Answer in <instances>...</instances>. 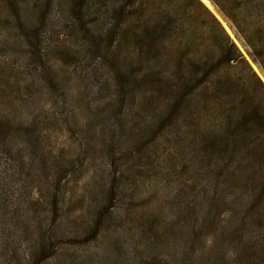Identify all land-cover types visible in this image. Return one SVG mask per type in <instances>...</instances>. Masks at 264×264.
Returning a JSON list of instances; mask_svg holds the SVG:
<instances>
[{
    "label": "rangeland",
    "instance_id": "rangeland-1",
    "mask_svg": "<svg viewBox=\"0 0 264 264\" xmlns=\"http://www.w3.org/2000/svg\"><path fill=\"white\" fill-rule=\"evenodd\" d=\"M200 1L246 61L220 66L232 92L176 64L180 45L202 59L217 47L209 15H177L186 36L154 60L121 44L135 59L121 64L68 31L72 15L49 16L37 53L0 0V213L13 228L0 234V264H21L10 261L15 247L28 264H264V164L225 151L210 170L205 150L195 157L205 138L228 136L224 107L257 92L264 112V70L229 17ZM148 72L166 75L156 85L172 93L156 91ZM182 88L194 91L175 106Z\"/></svg>",
    "mask_w": 264,
    "mask_h": 264
},
{
    "label": "trees",
    "instance_id": "trees-1",
    "mask_svg": "<svg viewBox=\"0 0 264 264\" xmlns=\"http://www.w3.org/2000/svg\"><path fill=\"white\" fill-rule=\"evenodd\" d=\"M3 1L10 7H13L15 11L13 20L9 23L10 27L14 29L18 28L23 37L29 41V45L34 46L37 53H41L42 51L41 37L44 32L43 24L50 15H72L74 21L72 24L66 26L68 31H74L75 27L77 33L89 48L112 53L116 59L120 56L121 61L119 62L121 64H133L132 62L135 60L134 58L128 59L124 55L121 56V52L119 51L121 44L122 47L128 45L136 46L142 52L144 60H154L162 54V49L166 48L167 39L171 41L179 34L186 36V34L179 32L180 26L177 15H209L211 22L218 30L217 47L208 51L207 55L202 59L197 53L183 51V45L181 48L180 45L176 50V64L181 66L184 63L192 67V71L196 75L195 79L197 77V82L210 81L216 88L221 90L227 88V92H232L231 89L232 87L234 88L233 85L235 84L232 79H228L224 74L221 77L220 66L222 64L246 62L234 42L200 0ZM212 1L229 17L234 24L237 34L242 37L250 48L252 57L264 70V0H233L230 4L227 0ZM26 8L28 11L24 10ZM16 9L18 10L17 12ZM25 12L27 15H24ZM34 15H39V18L37 19ZM182 35L179 36V44L184 41ZM8 42L11 43V41ZM199 65L202 67L201 70L198 69ZM201 71L203 72L202 75L200 77L197 76V73ZM252 75L255 76L254 73ZM143 76L150 84H155V90L159 93H172V85L163 84V88L164 85L167 88V90L164 89L165 91L160 90L158 85H156L159 82L164 83L166 75H162L160 72H148ZM169 76H172V72ZM192 76L193 74H190V76L182 74L180 77L188 82ZM213 80L218 83H213ZM256 80L258 86L264 92L263 84L258 78ZM252 87H256V85ZM193 91V89L188 91L182 88L180 90L181 94H179L177 100L175 99L174 105L178 106L183 102H189L190 93ZM256 94L257 92H253L251 97L243 96L229 107H224V116L221 122L226 123L224 126L222 124L220 126L223 132H228L227 137L209 138V140L204 137L207 144L199 146L197 149L194 148L197 152L195 153V157L198 156L199 150L206 151L208 157L207 165L210 170L213 169L211 164L215 163L216 156L223 154L225 151L234 152L233 154H235V151H240V156H243L245 160L264 164V112L259 105H254L251 100ZM214 101L218 103L222 100L218 97ZM201 128V123H197V131ZM229 132L230 134L234 133L233 137L230 136ZM235 132H238L239 139H237L238 135ZM229 143H232L233 148H229ZM233 143L235 145L240 143V148L234 150ZM242 164L241 170L245 169ZM250 179L247 178L244 181L241 179L242 187L247 186L246 184H249ZM225 190L230 192L229 188H225ZM259 196L263 197L264 191L259 190ZM7 218V213L2 210L0 213L1 237H6L5 233L8 231L12 232L13 230V228L8 226ZM2 239L4 240V238ZM2 246L0 243V248H3ZM15 248L11 249L10 255L12 256L10 257V261L28 264L30 258L25 257V260L24 258L23 260L27 262L22 261L20 257H17Z\"/></svg>",
    "mask_w": 264,
    "mask_h": 264
}]
</instances>
